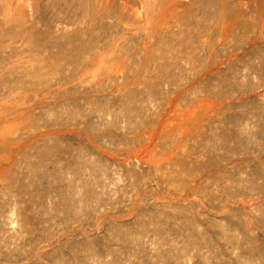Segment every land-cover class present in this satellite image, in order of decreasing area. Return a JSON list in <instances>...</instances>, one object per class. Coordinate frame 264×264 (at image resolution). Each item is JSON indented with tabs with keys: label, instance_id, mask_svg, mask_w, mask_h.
I'll return each instance as SVG.
<instances>
[{
	"label": "rangeland",
	"instance_id": "obj_1",
	"mask_svg": "<svg viewBox=\"0 0 264 264\" xmlns=\"http://www.w3.org/2000/svg\"><path fill=\"white\" fill-rule=\"evenodd\" d=\"M0 264H264V0H0Z\"/></svg>",
	"mask_w": 264,
	"mask_h": 264
},
{
	"label": "bare ground",
	"instance_id": "obj_2",
	"mask_svg": "<svg viewBox=\"0 0 264 264\" xmlns=\"http://www.w3.org/2000/svg\"><path fill=\"white\" fill-rule=\"evenodd\" d=\"M231 90V89H230Z\"/></svg>",
	"mask_w": 264,
	"mask_h": 264
}]
</instances>
